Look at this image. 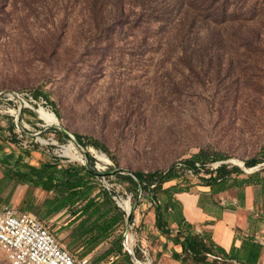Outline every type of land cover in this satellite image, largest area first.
Instances as JSON below:
<instances>
[{
    "label": "rangeland",
    "instance_id": "obj_1",
    "mask_svg": "<svg viewBox=\"0 0 264 264\" xmlns=\"http://www.w3.org/2000/svg\"><path fill=\"white\" fill-rule=\"evenodd\" d=\"M229 4L226 21L223 16L202 15L198 36L190 39L192 53L202 51L199 75L181 62L177 65L175 53L147 40L142 30L110 21L106 26L94 14L93 0H0V132L8 139L5 162L29 151L25 160L32 164L60 158L59 164L92 165L107 174L100 182L114 192L116 203L132 202L135 219L131 222L124 211L122 241L129 230V244L140 264L160 262L144 221L146 204L153 197L141 189L137 196L114 172L184 169L204 149L212 157L228 158L221 165L246 166V161L263 159L264 0ZM42 107L56 115L58 124L40 118ZM77 135L88 146L77 144ZM12 136L17 144L9 139ZM67 146L74 147L80 159L67 156ZM94 150L106 154L109 162ZM262 167L264 163L254 172ZM27 191V186L15 188L8 182L0 166V205L19 208ZM35 194L41 199L38 191ZM231 194L228 208L249 207L252 215L264 208L260 185L235 188ZM67 220H47L45 225L83 260L81 247L69 248L72 229H61ZM112 240L85 257L89 264H109L100 256L116 242ZM158 246L156 240L154 247ZM0 264H10L1 250Z\"/></svg>",
    "mask_w": 264,
    "mask_h": 264
},
{
    "label": "trees",
    "instance_id": "obj_2",
    "mask_svg": "<svg viewBox=\"0 0 264 264\" xmlns=\"http://www.w3.org/2000/svg\"><path fill=\"white\" fill-rule=\"evenodd\" d=\"M192 1L196 2L195 5ZM229 1L223 4L222 0H93V10L97 19L106 26L110 21L114 26L127 25L130 28L142 30L147 40L152 39L156 44L173 51L177 65L181 66L179 64L181 62L185 68L201 75L203 72L202 51L197 48L192 53L190 39L198 36L197 31L200 29L198 24L202 15L207 14L215 18L223 16L226 21L231 14ZM106 18L108 20H105ZM58 134L60 138L66 140L62 132ZM15 138V136L9 138L13 144H17ZM76 138L79 144L88 146L81 136L77 135ZM7 141L6 136L0 132V166L8 182L14 183L16 187H28L21 204L23 211L36 210L35 192L39 190L46 197L37 206L35 213L43 222L56 218L60 221L68 217L61 229H72L69 238L71 250L81 247L84 251L81 256L85 258L101 245L114 239L112 241L116 242L104 251L100 256L101 260L109 264L134 262L122 241L124 238L122 229L126 226L127 214L114 200V192L108 190L100 182V178L92 172V165L88 167L77 163L59 164L60 158H56L52 163L32 164L25 160L26 157H30L29 151L15 154L11 160L5 162L4 144ZM89 144L108 152L107 148L95 140H90ZM261 151L263 159L246 161L248 170L264 163V145ZM226 160L228 158L221 155L212 157L204 149L194 160L186 163L189 169L195 170V176L173 168L166 173L135 172L139 181L129 175L117 174L116 177L128 183L131 191H134L137 196H140L139 189H142L145 195L151 194L156 201L167 199L179 205L181 203L177 195L183 193L208 192L211 195H218L237 187L253 185L264 187V167L248 174L240 166L222 164L218 169L208 166L209 163H220ZM90 161L92 164L91 158ZM158 210V227L166 228L162 206H158ZM134 219L133 214L130 217L131 222ZM116 236L119 237L115 239ZM177 243L183 245L184 255L193 256L195 261L205 262L213 258L215 262H226L230 259L226 250L218 246L209 234L202 235L189 224H185L178 232ZM243 251L245 255L241 257V261H245L244 264H257L262 245L249 238L244 242ZM184 261L188 264V259L185 258Z\"/></svg>",
    "mask_w": 264,
    "mask_h": 264
},
{
    "label": "crops",
    "instance_id": "obj_3",
    "mask_svg": "<svg viewBox=\"0 0 264 264\" xmlns=\"http://www.w3.org/2000/svg\"><path fill=\"white\" fill-rule=\"evenodd\" d=\"M234 189L218 195H211L208 192L179 194L177 198L181 205L167 199L160 201L153 199V202L146 204L148 209L147 213H144V218L147 219L144 221L152 241V248L155 250L153 254L160 260L159 264H187L184 261L185 258L188 259V264H244L245 261H241V257L245 255L243 245L249 238L262 245L257 264H264V208L260 213L257 211L252 215L247 212L249 207H226ZM37 191L42 196L39 199L35 194V211L46 197L44 193ZM158 206H162V211L165 213L166 228L158 227ZM255 207V205L252 206L253 209ZM13 208L19 212H35L23 211L21 206ZM245 209L246 212H244ZM185 224L192 225L202 235L209 234L218 246L226 250L230 259L226 262H215L213 258H209L204 262L195 261L193 256L184 255L183 245L177 243V234ZM156 240L159 246L155 248Z\"/></svg>",
    "mask_w": 264,
    "mask_h": 264
},
{
    "label": "built area",
    "instance_id": "obj_4",
    "mask_svg": "<svg viewBox=\"0 0 264 264\" xmlns=\"http://www.w3.org/2000/svg\"><path fill=\"white\" fill-rule=\"evenodd\" d=\"M177 169L195 176V170L186 165ZM0 250L10 264H89L88 258L74 257L34 213L19 212L8 205H0Z\"/></svg>",
    "mask_w": 264,
    "mask_h": 264
},
{
    "label": "bare ground",
    "instance_id": "obj_5",
    "mask_svg": "<svg viewBox=\"0 0 264 264\" xmlns=\"http://www.w3.org/2000/svg\"><path fill=\"white\" fill-rule=\"evenodd\" d=\"M38 114H39L40 118L42 120H44L45 122L53 123V124H58V119H57L56 115L54 113H51V112L46 111L43 107L38 110ZM94 151L96 152V150H94ZM64 153L67 156H69V157H71L72 159H75V160H78L81 157L80 153L74 147H72V146L65 147L64 148ZM96 154L98 155V157L101 160H103L105 162L108 161V158H107V156L104 153L96 152ZM240 165H242V164H240ZM121 205L123 206V208L125 210L131 211L133 209L132 202L129 201V200L128 201L125 200V201L121 202Z\"/></svg>",
    "mask_w": 264,
    "mask_h": 264
},
{
    "label": "water",
    "instance_id": "obj_6",
    "mask_svg": "<svg viewBox=\"0 0 264 264\" xmlns=\"http://www.w3.org/2000/svg\"><path fill=\"white\" fill-rule=\"evenodd\" d=\"M64 134L66 135V136H68L69 138H71L72 140H75L74 139V137H72V136H70L67 132H65L64 131ZM77 144H79V142L77 141ZM106 155V154H105ZM240 165V164H239ZM240 167H242L246 172H249V173H252V172H254L255 170H258L259 168H257V167H254V168H251V169H249V170H247L246 169V166H242V165H240ZM124 171L125 170H118V171H116V172H114L115 174H122V173H124ZM92 172H94L98 177H100V176H106L107 174H102V173H100V172H97L96 170H92ZM130 176H132L136 181H139V179H137V175L135 174V173H133V172H130V171H126ZM142 190V189H141ZM143 191V190H142ZM142 191H141V193H140V196L142 195ZM118 204V206L121 208V209H123V211H127L128 212V215H129V217H131V215H133L132 213V210L131 211H128V210H124V208H123V206L121 205V203L120 202H118L117 203ZM129 237H130V231L128 230L127 232H126V234H125V241H124V246L128 249V251L130 252V254L132 255V257H133V259H134V261H138L139 262V260H138V258H137V256H136V253H135V251H134V247H131L130 246V244H129ZM133 249V250H132ZM139 264H140V262H139Z\"/></svg>",
    "mask_w": 264,
    "mask_h": 264
}]
</instances>
